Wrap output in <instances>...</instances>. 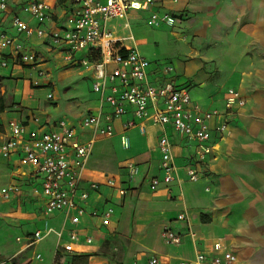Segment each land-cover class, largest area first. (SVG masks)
Returning a JSON list of instances; mask_svg holds the SVG:
<instances>
[{"label": "crops", "instance_id": "0c3cea01", "mask_svg": "<svg viewBox=\"0 0 264 264\" xmlns=\"http://www.w3.org/2000/svg\"><path fill=\"white\" fill-rule=\"evenodd\" d=\"M25 1L9 0L8 12L0 13V32L21 43V53L35 54V62L22 64L12 46L0 47V60L8 63L0 65V107L4 105L0 110V141L7 136L10 120L30 130H49L63 118L77 125L80 141H87L92 131L79 122L99 107V94L91 86L96 70L79 65L83 51L69 63L50 41L17 34L10 23L13 14L37 26L31 17L24 18L27 14L21 11V5ZM46 1L51 20L44 26L65 24L73 6ZM151 10L173 15L174 24L183 26L191 40L207 50L190 48L186 56L189 72L165 75L149 64V81L161 85L174 80L188 86L191 101L203 109L223 112L229 88L245 100V105L224 115L228 129L221 135L213 129L219 118L211 120L208 143L213 148L203 162L192 158L194 142L167 125L165 132L177 170L173 180L154 190L149 183L162 172L157 146L162 129L144 121V131L139 132L140 122L128 108L113 121L114 135L96 138L93 143L110 140L123 148L120 137L125 134L130 141L128 153L107 164L101 160L93 163L91 151L81 174V187L114 176L126 192L120 195L117 188L105 185L89 190L83 204L86 212L76 225L80 235L77 241L70 240L74 226L62 212H45L43 197L34 192L41 176L20 153L0 155V256L5 257L0 264H21L25 260L26 264H71L74 254L88 255L87 264H149L153 256L160 264H181L216 240L228 245L237 257L236 264H264V0H155L151 9L129 11L127 16L145 13L147 17ZM121 20L107 22L117 36L129 29L123 28ZM208 65L214 76L206 69ZM80 78L89 90L86 97L79 89ZM109 110L103 107L104 112ZM128 120H134L136 126L124 129ZM129 161L138 168L131 178L125 167ZM189 166L198 172L196 180L188 179ZM92 209H110L109 225L101 226V217L89 213ZM180 213H185L186 219H180ZM45 228L53 231L28 245L33 232ZM164 228L180 234V243H165L161 237ZM54 231L62 233L58 237ZM84 235L91 236L92 242H84ZM48 237L52 245L46 247L47 252L42 257L33 252L29 256V249Z\"/></svg>", "mask_w": 264, "mask_h": 264}, {"label": "built area", "instance_id": "2783aa9c", "mask_svg": "<svg viewBox=\"0 0 264 264\" xmlns=\"http://www.w3.org/2000/svg\"><path fill=\"white\" fill-rule=\"evenodd\" d=\"M62 4L73 6L71 16L61 26L44 25L51 20L50 4L46 0H27L21 5V11L33 18L37 26H31L19 15L13 14L10 19L12 28L17 34L26 37L36 36L51 42L60 48L63 59L69 63L77 53L84 52L78 59L80 66L95 68L96 75L92 82V90L99 94V107L96 113L84 115L79 125L88 127L92 136L87 141L77 138V125L69 119L57 121L49 130L27 129L15 120L6 124V138L0 141V155L8 157L14 152L23 156L24 161L41 176L39 188L34 192L44 199L46 213L62 212L74 228L69 238L72 241L80 240L76 225L85 214L89 198V190H98L102 185L117 188L120 195L125 194V189L120 186L114 176H106L102 181H91L87 187H81L82 171L91 154L96 138H109L114 135L113 121L121 117L129 108L135 119L139 120L137 128L144 131L143 122L147 121L160 126L162 129L158 138L160 152V177L150 179L149 187L154 190L161 183L168 184L174 179L177 167L173 162L171 143L165 132V127L170 125L175 132L183 135L188 141L194 142L195 149L192 158L195 162H203L212 151L208 143L210 138V122L219 118L213 129L220 135L227 132L228 125L224 115L234 107H243L245 100L237 92L229 88L226 91L224 111L217 109H203L197 102H192L188 86L177 84L174 80H166L161 85H154L148 79L147 67L150 62L138 51L134 38L130 35L117 36L108 27L111 19H127L129 11L149 10L155 0H54ZM9 0H0V13L8 12ZM173 15L158 13L151 10L148 23L173 24ZM125 21L123 28H128ZM131 42L132 44H129ZM12 46L18 53L19 63L35 62L34 53H21L22 44L7 33L0 32V47ZM6 60H0L2 67L7 66ZM171 67H165L163 73H171ZM51 97V94L48 95ZM110 108L104 112L103 107ZM124 129L136 126L134 120H128L123 125ZM121 146L127 149L130 141L127 135L120 137ZM128 176L131 178L138 168L133 162L126 163ZM187 177L193 181L198 178V172L191 166L186 169ZM7 197V194H5ZM92 216L101 217V226L110 223L111 210L100 212L92 209ZM180 219H186L185 213H180ZM52 228L44 231L36 230L30 237L28 245L42 239ZM59 237L61 231H54ZM191 237L195 235L190 233ZM165 243L179 244L181 235L169 228L161 231ZM86 243H91L92 238L84 235ZM39 257V255H37ZM237 257L228 245L222 240L213 241L204 250L196 252L192 260L181 264H236ZM149 264H160L158 257H151ZM53 264H60L54 262Z\"/></svg>", "mask_w": 264, "mask_h": 264}, {"label": "rangeland", "instance_id": "374dc122", "mask_svg": "<svg viewBox=\"0 0 264 264\" xmlns=\"http://www.w3.org/2000/svg\"><path fill=\"white\" fill-rule=\"evenodd\" d=\"M24 18H28V15H25ZM30 19V21L35 22L33 18ZM125 21L128 23L129 29L124 30L123 35L131 34L133 36L136 48L150 62V65H155L162 72L165 67L173 69L171 73L165 75H174L176 71L180 72V70L189 72L190 68L188 66L189 63L186 61L188 59L186 56L190 48L207 50L205 49L206 47H203V44L198 45L197 42L192 41L187 30L183 26L179 27L174 24L175 21L173 24L162 22L150 24L148 23V16L146 17L145 13H132L130 17L127 16V19L121 20L122 24ZM128 43L132 44L131 42ZM209 67L210 65L206 69H209V73L214 76L213 71ZM80 79L81 85L79 89L81 94L86 97L89 90L87 84H85L86 81L83 78ZM127 153L128 150L117 146V144L110 140L97 141L92 149V162L95 163L101 160L109 164V160L114 162L119 155L125 156ZM0 242V248H2L3 242L2 240ZM50 244L52 245L49 237L42 240L29 249V256L33 252L34 254H40L42 257L43 252H47ZM3 258H5L4 255H1L0 260Z\"/></svg>", "mask_w": 264, "mask_h": 264}, {"label": "trees", "instance_id": "16d2710c", "mask_svg": "<svg viewBox=\"0 0 264 264\" xmlns=\"http://www.w3.org/2000/svg\"><path fill=\"white\" fill-rule=\"evenodd\" d=\"M1 79L2 77H0V86H1ZM4 108V105L2 104L1 107H0V110H2ZM204 215H202V219H204L203 217ZM88 255H72L71 256V259H70V262L71 264H87L88 263ZM28 262V260H25L23 261L21 264H26Z\"/></svg>", "mask_w": 264, "mask_h": 264}]
</instances>
